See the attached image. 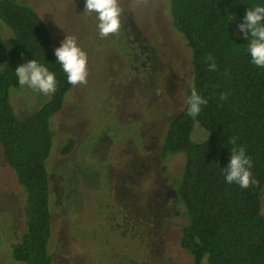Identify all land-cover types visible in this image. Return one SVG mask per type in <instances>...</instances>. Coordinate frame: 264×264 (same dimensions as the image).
Instances as JSON below:
<instances>
[{
  "label": "rangeland",
  "instance_id": "rangeland-1",
  "mask_svg": "<svg viewBox=\"0 0 264 264\" xmlns=\"http://www.w3.org/2000/svg\"><path fill=\"white\" fill-rule=\"evenodd\" d=\"M11 1L38 12L55 47L68 34L88 54L86 82L74 86L51 121L54 264H193L180 246L183 220L175 217L169 183L183 159L160 158L193 80L191 51L172 26L169 1L118 0L121 30L108 37L99 35L95 13L84 12V0ZM0 31L10 46L1 23ZM49 95L12 89L16 115L31 116ZM194 137L206 133L197 126ZM69 140L73 148L63 155ZM162 190L167 195L160 198ZM23 199L0 144V264H18L11 248L24 232ZM262 201L264 214V194Z\"/></svg>",
  "mask_w": 264,
  "mask_h": 264
},
{
  "label": "trees",
  "instance_id": "trees-1",
  "mask_svg": "<svg viewBox=\"0 0 264 264\" xmlns=\"http://www.w3.org/2000/svg\"><path fill=\"white\" fill-rule=\"evenodd\" d=\"M168 1L172 26L191 51L193 80L187 96L195 87L207 100L195 119L187 115L186 101L160 146L163 162L183 159L180 174L169 177L175 217L183 220L180 246L193 264H264V68L251 63L248 41L238 30L248 7L259 0ZM0 23L11 36L8 46L0 31V144L24 194V232L12 245V259L54 264L48 161L56 134L51 121L74 86L56 62L50 28L32 6L0 0ZM209 55L214 70L208 67ZM25 57L55 73L56 91L22 119L15 113L11 90L20 86L14 70ZM197 126L206 133L202 140L194 137ZM73 145L69 140L62 154ZM241 146L253 162L255 183L247 188L227 184L223 176L231 151Z\"/></svg>",
  "mask_w": 264,
  "mask_h": 264
},
{
  "label": "clouds",
  "instance_id": "clouds-1",
  "mask_svg": "<svg viewBox=\"0 0 264 264\" xmlns=\"http://www.w3.org/2000/svg\"><path fill=\"white\" fill-rule=\"evenodd\" d=\"M84 8L86 13H95L101 37H108L121 30L122 9L118 0H84ZM238 30L248 41L246 51L250 55L251 63L264 68V0H259L258 3L248 7L242 22L238 24ZM54 56L66 74L69 84L75 86L86 82L88 54L78 45L75 36L66 34L60 46L54 49ZM208 59L212 61L208 65L209 69L214 70L216 67L214 58L209 55ZM14 72L18 85L22 87L38 90L43 94L56 91L55 73L36 59L18 65ZM206 104L207 100L193 87L187 99V115L195 119L201 113L202 106ZM252 167L253 162L246 154L245 148L242 146L234 148L227 166L223 167L225 182L247 188L250 183H255L251 173Z\"/></svg>",
  "mask_w": 264,
  "mask_h": 264
},
{
  "label": "flooded vegetation",
  "instance_id": "flooded-vegetation-1",
  "mask_svg": "<svg viewBox=\"0 0 264 264\" xmlns=\"http://www.w3.org/2000/svg\"><path fill=\"white\" fill-rule=\"evenodd\" d=\"M149 85H151V84H149ZM161 89H162V88H161ZM184 106H185V105H184ZM184 106H183L182 108H180L176 114H178L179 112H181V111L183 110ZM161 112H162V111H161ZM175 116H176V115H174L173 118H174ZM162 118L166 119V116H164V117H162ZM173 118H172V119H173ZM172 119H171V120H172ZM170 122H171V121H170ZM160 158H161V156H160ZM170 186H171V185H170ZM170 188L172 189V187H170ZM172 191H173V194H174V190H173V189H172ZM158 192H159V191H158ZM165 195H167V190H166V191L162 190V191L159 192V196H160V198H163ZM174 196H175V194H174ZM144 220H145V219L139 220V222H144Z\"/></svg>",
  "mask_w": 264,
  "mask_h": 264
},
{
  "label": "water",
  "instance_id": "water-1",
  "mask_svg": "<svg viewBox=\"0 0 264 264\" xmlns=\"http://www.w3.org/2000/svg\"><path fill=\"white\" fill-rule=\"evenodd\" d=\"M263 194H264V190H263Z\"/></svg>",
  "mask_w": 264,
  "mask_h": 264
}]
</instances>
